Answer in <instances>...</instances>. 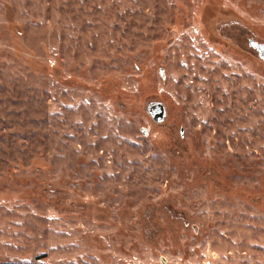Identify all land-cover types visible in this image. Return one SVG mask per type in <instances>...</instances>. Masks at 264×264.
Here are the masks:
<instances>
[{
    "label": "rangeland",
    "instance_id": "obj_1",
    "mask_svg": "<svg viewBox=\"0 0 264 264\" xmlns=\"http://www.w3.org/2000/svg\"><path fill=\"white\" fill-rule=\"evenodd\" d=\"M252 41L264 0H0V264H264Z\"/></svg>",
    "mask_w": 264,
    "mask_h": 264
},
{
    "label": "water",
    "instance_id": "obj_2",
    "mask_svg": "<svg viewBox=\"0 0 264 264\" xmlns=\"http://www.w3.org/2000/svg\"><path fill=\"white\" fill-rule=\"evenodd\" d=\"M252 42H253L252 45L255 48V50L258 52L261 59L264 60V44H260L254 41ZM147 111L151 115L152 119L158 124L165 122L167 118L166 108L161 102L150 103ZM163 264H166L165 260H163Z\"/></svg>",
    "mask_w": 264,
    "mask_h": 264
}]
</instances>
